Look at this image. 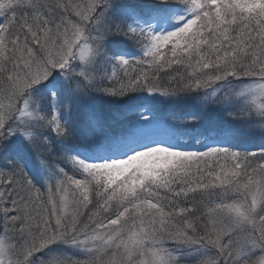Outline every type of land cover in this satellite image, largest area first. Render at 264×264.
<instances>
[{
    "label": "rangeland",
    "instance_id": "374dc122",
    "mask_svg": "<svg viewBox=\"0 0 264 264\" xmlns=\"http://www.w3.org/2000/svg\"><path fill=\"white\" fill-rule=\"evenodd\" d=\"M176 1L185 9L147 18L134 16L129 30L148 36L152 45L147 51H155L194 25L191 41L187 38L184 43L197 47L193 50L202 62L216 60L225 62L224 70L229 68L231 73L215 68L195 71V55L185 66L187 72L191 68L195 86H202L200 107L210 114L205 122L215 117L208 123L209 134L197 142L178 138L175 125L169 128L167 121L155 118L151 102L160 96L145 90L141 99L146 102L132 118L134 126L113 135L111 144L92 123L83 125L84 137L69 136L63 140L65 151L57 149L53 140L47 142L48 133L57 135L62 119L74 128L82 127L74 122L80 117L77 107L86 103L97 75L106 77L99 79L104 84L110 83L111 72H125L118 71V66L138 72L126 67L132 56L127 50L112 56L100 52L98 40L87 35L91 24L100 20L84 21L88 14L81 15L83 21L63 16L64 30L55 39L48 29L40 37L26 33L23 39L9 37L8 42L2 31L0 72L9 76L2 75L8 85L0 81V93L8 88L9 97H0V264H264V26L258 25L261 39L246 37L248 28L243 24L237 30L231 28L232 32L224 27L226 18L256 19L264 10V0ZM200 15L206 16L202 22ZM222 39L225 45L217 52ZM249 41L251 45L242 44ZM182 55L185 61V52L177 57ZM136 56L146 61L144 51ZM209 72L235 85L220 86L215 78L212 86ZM118 85L137 84L131 75ZM168 129H175L173 138H168ZM95 134L99 139L93 149ZM111 146L121 149L112 152ZM148 146L127 159L110 160ZM31 147L34 164L27 173L46 188L40 207L47 211L46 220L60 227L55 240L42 239L40 245L43 235L24 237L28 212L17 198L25 196L22 179L15 174L20 168L15 169L9 157ZM36 152L51 156L52 162L48 164ZM55 167L60 181L48 187ZM75 175L83 180L72 181ZM175 178L193 181L191 188L196 190L189 199L197 193L202 197L201 207L196 206L188 217L181 210L167 213L150 189L164 182L171 190ZM80 183L96 187L90 191L92 197ZM109 193L114 196L102 199ZM111 200L120 213L111 222L103 221V204L111 206ZM182 218L202 229L203 239H196L199 230L186 228Z\"/></svg>",
    "mask_w": 264,
    "mask_h": 264
},
{
    "label": "trees",
    "instance_id": "16d2710c",
    "mask_svg": "<svg viewBox=\"0 0 264 264\" xmlns=\"http://www.w3.org/2000/svg\"><path fill=\"white\" fill-rule=\"evenodd\" d=\"M216 1L220 2V0ZM182 5L181 1L176 0H0V34L4 30L7 41L10 42V38L23 39L26 33L40 37L41 34H45L46 30L49 29L53 35H51V38L55 39L64 30L62 28L64 17L68 20L71 15L75 20L82 19L83 21L81 15L85 16V14H88L90 17L87 20L84 19V21L89 22L92 19L100 20L91 24L87 30V35H91L92 39L98 40L97 47H99L100 52L102 51L105 56H112L115 53L127 50L129 55L132 56V60L126 67L136 68L138 72H129L125 67L118 66V71L123 69L125 72H118L117 75L111 72L110 83L104 84L99 79L106 77L97 75V80L91 86V90L94 92L92 95L94 100L90 103L92 104V119H90L89 125L94 123L95 128L99 126L101 133L106 135V137L102 138H107L108 143L111 144V140L120 133L127 131L128 126H134L131 122L132 118L135 117V114L145 104L146 101L141 99V97L144 95L145 90H147L152 91L154 96H160L159 98H154L151 102V109L154 112L155 118L167 121L169 128L175 125L176 129H178L176 131L185 134L188 139L198 141L209 130L203 115L210 116V114L207 111L202 112L200 107V99L204 94L202 86H195L193 78L189 75L191 68L187 72L185 66L195 55L197 65L192 66L195 71L215 68L219 69V72L231 73L228 70L229 68L224 70L226 69L224 66L225 62L218 63L216 60L202 62L203 58L194 53L193 49L197 47L191 48L184 43L187 38L191 41L190 32L195 30L194 25L189 31L182 32L169 43H166V45L158 46V49L155 51H147L152 45V42L148 40L150 39L148 36L144 34L139 35L129 30L134 16L137 17L139 14L149 12L181 11L185 9ZM223 8L224 6L221 4L220 10ZM205 17V15H200L198 21L202 22ZM255 17L256 19L254 20L251 17H247L245 22L240 21L237 17L226 18L224 27L229 28L232 32V30H237L243 24L241 27L248 28L246 37L261 39L262 34L259 31L261 27L258 25L264 26V10L262 13L255 15ZM6 30L9 31L7 32ZM243 39L244 37L239 39L238 42H241ZM224 41L222 39V42L217 43V52L225 45ZM242 44L251 45L252 43L249 41ZM249 50L250 48H248L247 54ZM143 51L146 56L145 62L142 61L141 57L136 56ZM179 52L187 54L185 61L183 55L177 57ZM166 63H169V65H165ZM159 66L160 68H158ZM191 73L197 74L198 72ZM2 75H9L6 72H0V81L8 85L6 77L4 80L1 79ZM131 75L137 84L136 86L128 88L118 85L122 80ZM209 75L210 78H213L210 83L212 86H214L212 82L215 78L219 79L216 81H219L220 86L226 82L231 85L235 84V81H231L229 78L216 77V72H209ZM185 77L190 80H181ZM0 97H9L8 88L0 93ZM210 120L212 121L213 117ZM62 121L59 136L67 134V131H69L67 127L68 123L64 119ZM56 143L61 144L60 137L53 139V146L58 145ZM97 145L98 143L96 142L93 149H96ZM58 146L59 148L57 149L62 148V146ZM62 149L65 151L64 148ZM111 149L115 152L120 148L111 146ZM21 158L23 157L20 155H13L15 169H18V166L22 169H18L19 174H16L22 179L21 183L25 195H20L17 198L21 200L20 206L26 207L28 212V218L24 224V237L25 239H29V236L36 238L41 234L43 236H40L38 244L39 242L43 244L42 239L45 242L53 241L60 227L56 228L51 220H46L44 213L47 211L45 209V212H43L42 207H40L44 202L42 200L46 198V196H43L45 192L38 190L33 183L32 177L24 171L21 163L24 162L25 164V161H22ZM71 177H75L72 181L83 180L80 175ZM188 179L175 178L172 180L171 190L173 191L169 190L164 182L153 184L150 189L153 191L154 198L159 202L156 201V203L167 210V213L180 212L181 210L183 212L181 215L188 217L189 212L192 213L196 206L197 208L201 207L200 204L202 203V197L201 195H197L198 193L192 199H189L196 188H191L193 181H189ZM80 186L83 187L82 189L86 191L87 195L92 197L90 191L95 189V186L86 187V185L81 183ZM181 193L189 196L184 198L181 196ZM112 196H114V193H109L105 198L102 196V199H108ZM91 203L95 205L94 201H91ZM107 203L109 204V200ZM110 203L111 206H108L106 203L103 204L104 208H102L105 210V215H103L105 220L102 219L103 221L111 222L115 219L116 213L117 215L120 213L117 205L112 200ZM187 204H190L189 207ZM36 210L40 213H37ZM108 211L110 213L107 215ZM181 224H184L186 228L192 231L199 230L198 232L196 231L198 234L195 233L198 236L196 239H203L201 235L203 234L201 233L202 229L200 231L194 223L191 221L187 223L182 218ZM26 230L29 231L28 234H26Z\"/></svg>",
    "mask_w": 264,
    "mask_h": 264
}]
</instances>
